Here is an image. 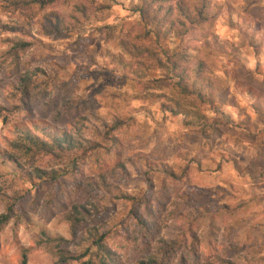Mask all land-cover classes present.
Returning <instances> with one entry per match:
<instances>
[{"label":"rangeland","instance_id":"1","mask_svg":"<svg viewBox=\"0 0 264 264\" xmlns=\"http://www.w3.org/2000/svg\"><path fill=\"white\" fill-rule=\"evenodd\" d=\"M74 1L9 11L0 1V113L10 119L0 118V144L15 122L29 119L60 127L84 121L99 143L82 170L54 182L27 180L0 154V216L9 215L0 226V264H90L88 256L60 262L56 250L79 251L85 228L97 223L120 264L149 256L159 264H264V0H212L221 12L204 32L227 48L212 53L227 93L216 114L226 124L209 127L187 124L163 98H142L116 61L118 40L98 29L103 22L91 18L60 37L44 33L41 24L54 12L68 14ZM108 1L112 8L98 16L123 34L142 31L135 0ZM20 39L31 44L15 54ZM25 74L33 79L28 93L19 81ZM102 174L108 188L90 198L103 212L77 214L91 177ZM133 209L156 221L159 236L140 227ZM67 213L84 219L77 236ZM59 236L67 242L47 240Z\"/></svg>","mask_w":264,"mask_h":264},{"label":"trees","instance_id":"2","mask_svg":"<svg viewBox=\"0 0 264 264\" xmlns=\"http://www.w3.org/2000/svg\"><path fill=\"white\" fill-rule=\"evenodd\" d=\"M0 1L3 8L9 11L33 5L45 8L58 0ZM111 8L108 0H75L68 14L52 13L47 23L41 24L42 31L60 37L67 31L84 26L91 18L103 22L98 29L107 39L118 40L122 52L116 55V61L125 74L135 81L142 98H163L162 105L173 114L186 116L189 125L209 127L213 124H226L216 115L219 114V105L225 101L227 89L222 78L214 75L212 53H223L227 48L219 44L217 37L204 32L207 24L213 23L219 16L221 6L212 0H135L131 10L139 14L143 24L142 31L135 34L129 31L123 34L121 30L117 31L118 24L106 23L105 15L98 16ZM168 41L174 43L173 47L167 46ZM30 44L21 39L14 41L15 54ZM19 81L22 90L28 93L33 81L32 75H22ZM5 108L0 106L1 111ZM0 118L5 125L10 123V119L2 113ZM121 123L118 118L114 128ZM12 134L5 138L4 147L0 144V154L12 161L29 181L39 179L54 182L72 169L82 170L78 167L80 162L99 146L98 141L90 137L86 123L80 120L70 123L69 127H60L47 120L29 119L15 122ZM25 163L30 164L32 169H26ZM68 164L72 165L71 169ZM163 169L168 172V168ZM100 177L101 181L91 177L92 181L87 184L85 203L74 205L77 214L103 212L99 204L90 198L91 193L108 188L105 175ZM83 183V179L76 178V187ZM77 214H66L74 236L78 235V224L84 220ZM132 214L142 229L159 236L161 228L155 220H150V215L145 217L135 209ZM8 220L9 215L2 214L0 226ZM107 234V229L101 224L87 226L78 243L82 248L79 251L57 249L59 261L79 260L88 256L90 264H120L115 251L106 244ZM47 240L49 243L67 242L62 236L47 237ZM158 240L160 243L168 242L164 237ZM140 264H159V259L149 256L140 260Z\"/></svg>","mask_w":264,"mask_h":264}]
</instances>
